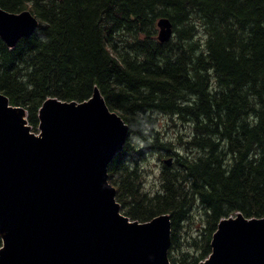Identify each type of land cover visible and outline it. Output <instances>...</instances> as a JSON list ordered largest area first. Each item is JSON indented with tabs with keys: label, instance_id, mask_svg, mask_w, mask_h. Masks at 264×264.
Returning a JSON list of instances; mask_svg holds the SVG:
<instances>
[{
	"label": "trees",
	"instance_id": "16d2710c",
	"mask_svg": "<svg viewBox=\"0 0 264 264\" xmlns=\"http://www.w3.org/2000/svg\"><path fill=\"white\" fill-rule=\"evenodd\" d=\"M39 27L0 38V93L33 131L47 99L84 102L98 89L129 126L108 167L131 220L169 214L171 264H199L221 219L264 217V0H0ZM173 38L157 39L159 19ZM156 115L189 126L174 152ZM195 151V152H194ZM174 155L146 191L148 156ZM143 167V168H142ZM195 219L197 222L195 223ZM2 239L0 238V247Z\"/></svg>",
	"mask_w": 264,
	"mask_h": 264
},
{
	"label": "water",
	"instance_id": "95a60500",
	"mask_svg": "<svg viewBox=\"0 0 264 264\" xmlns=\"http://www.w3.org/2000/svg\"><path fill=\"white\" fill-rule=\"evenodd\" d=\"M157 26L158 41H170V20ZM38 27L30 10L0 6V38L9 48ZM38 129L0 93V264H171V216L134 221L116 199L108 167L129 126L100 91L84 102L47 99ZM211 247L199 264H264V217L221 219Z\"/></svg>",
	"mask_w": 264,
	"mask_h": 264
},
{
	"label": "rangeland",
	"instance_id": "374dc122",
	"mask_svg": "<svg viewBox=\"0 0 264 264\" xmlns=\"http://www.w3.org/2000/svg\"><path fill=\"white\" fill-rule=\"evenodd\" d=\"M157 117V126L161 131L163 138L166 141H171L173 144L172 150L174 152H181L184 148L179 146L180 137H186L185 135L189 132V126H183L182 123L174 118L171 120L170 117L165 115H156ZM32 132L39 134V130ZM195 152V151H194ZM164 156H160L159 154H153L148 156V162L145 164L144 171H146V191L151 193H155L159 190L160 181L159 175L163 168L164 161L168 158H174L175 156L172 153L167 154L162 152ZM183 153V151H182ZM143 168V167H142ZM123 211V209H122ZM124 212V211H123ZM197 220L195 219V223Z\"/></svg>",
	"mask_w": 264,
	"mask_h": 264
}]
</instances>
